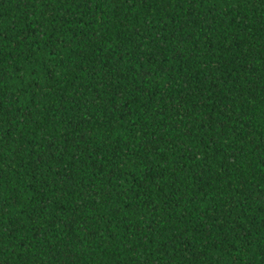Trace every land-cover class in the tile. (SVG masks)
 I'll return each instance as SVG.
<instances>
[{"label":"trees","instance_id":"1","mask_svg":"<svg viewBox=\"0 0 264 264\" xmlns=\"http://www.w3.org/2000/svg\"><path fill=\"white\" fill-rule=\"evenodd\" d=\"M0 264H264V0H0Z\"/></svg>","mask_w":264,"mask_h":264}]
</instances>
